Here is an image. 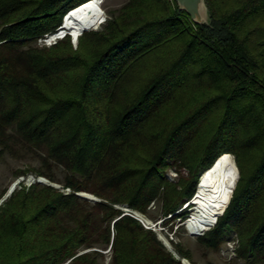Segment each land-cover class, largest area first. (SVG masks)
<instances>
[{
  "label": "trees",
  "instance_id": "trees-1",
  "mask_svg": "<svg viewBox=\"0 0 264 264\" xmlns=\"http://www.w3.org/2000/svg\"><path fill=\"white\" fill-rule=\"evenodd\" d=\"M87 1L0 0V160L36 156L15 175L71 189L15 187L0 204V264H196L117 205L174 235L225 153L239 179L197 240L219 251L234 233L238 260L264 264V0H207L211 25L176 0H127L76 45L38 44Z\"/></svg>",
  "mask_w": 264,
  "mask_h": 264
},
{
  "label": "rangeland",
  "instance_id": "rangeland-1",
  "mask_svg": "<svg viewBox=\"0 0 264 264\" xmlns=\"http://www.w3.org/2000/svg\"><path fill=\"white\" fill-rule=\"evenodd\" d=\"M126 2H127V0H104L102 3L104 17H103V21L101 23H103L105 21L108 13H110L113 10L120 8ZM99 26H97L96 28H98ZM96 28H92V29H96ZM92 29H89L87 31H90ZM70 34H72V33H70ZM38 44L44 45V44H46V42L41 41V39H40L38 41ZM232 156L234 158V155H232ZM234 160H235V158H234ZM39 165H40L39 159L36 156H33L31 154H29L25 157L17 158V157L12 156L9 153H6L5 156L0 160V192L4 189H8V191H9V189L14 184H16V182L18 180H23L22 182L26 184L28 182L27 179L30 178L31 176L39 177V176H36L33 172H29L27 175H19V176L15 175V173L18 169H25L28 167H38ZM55 172H56V177L58 179L62 180L64 178L65 172L62 169V167H60V166L56 167ZM167 175L171 181L177 180V172L175 169H170L168 171ZM40 177H42V176H40ZM43 178H46V177H43ZM200 178H201V176H200ZM238 179H239V176H238ZM46 181L48 182V183H45L47 185L53 184V186L60 188L63 191H65V189H66V188H62V185L60 183L51 182L47 178H46ZM20 184L21 183H19L16 187H20ZM196 191H197V189H196ZM232 194H233V192H232ZM195 196L196 195H194V197L191 199L192 201L190 200V204H189L190 206L188 205V207L187 206L185 207V204H186L185 203L179 209L180 212H184L187 210L190 214L187 216L186 220L183 222L184 229L183 230L178 229V231L174 235H173V233H170L167 229H164V227L161 226V220L154 221L150 217H146L144 215L143 216L148 221H150L154 224L153 229H155L158 232L159 236L160 235L163 236L164 240L166 242H168V244L170 245V247L172 248L173 251H174V247L172 246L168 237L171 239H174V241L176 243L181 242L185 246V248L189 249L192 253L193 260L196 264H228L232 260H236L237 264H244L240 259L238 260L237 250H236L237 245H238V238L236 237V235L234 233L231 234L229 240L226 241L222 245V247L220 248L219 251H214L212 249H208L204 245H202L201 243L198 242L197 238L200 235H203L205 231L210 229L214 225L215 221L210 227H208L206 230H203L201 233L193 234V232L190 231V229L188 227V221H189L190 216L193 214V212L195 210L194 209L195 208V206H194ZM230 198H231V196H230ZM230 198H229L228 202L226 201L225 205L223 206V208H222L223 211L227 207V205L230 201ZM124 206H125V204L117 205V207H119L120 209H123ZM222 210L220 211L219 216H220L221 212H223ZM150 211H151L152 215H157L159 213L158 208H156V206H154ZM219 216H217V218ZM176 228H177V226L175 227L174 230H176ZM162 229H164V230H162ZM108 261H109V258H108ZM185 262H186V260H185ZM189 263H191V262L189 261ZM189 263H187V264H189Z\"/></svg>",
  "mask_w": 264,
  "mask_h": 264
},
{
  "label": "bare ground",
  "instance_id": "bare-ground-1",
  "mask_svg": "<svg viewBox=\"0 0 264 264\" xmlns=\"http://www.w3.org/2000/svg\"><path fill=\"white\" fill-rule=\"evenodd\" d=\"M102 2L103 0H89L73 11L66 20L67 34L77 35L84 29L99 26L104 17ZM53 38L61 36L57 37L55 34ZM238 176L239 169L230 153L221 155L213 165L204 170L197 185L195 210L188 221L193 234L201 233L214 223ZM186 262L189 263L187 260Z\"/></svg>",
  "mask_w": 264,
  "mask_h": 264
},
{
  "label": "water",
  "instance_id": "water-1",
  "mask_svg": "<svg viewBox=\"0 0 264 264\" xmlns=\"http://www.w3.org/2000/svg\"><path fill=\"white\" fill-rule=\"evenodd\" d=\"M178 3V6L181 10H185L192 18L193 22L201 24V25H211L212 19H211V14H210V10L207 4V0H176ZM82 5H80L79 7L75 8L73 11L77 10L78 8H80ZM71 11L70 13L66 14L63 18V22L60 26V28L58 29V31L56 32V36H61L64 37L67 34L66 31V20L67 18L70 16V14L73 12ZM103 21V18L101 20V22ZM63 28V29H61ZM89 29H84L82 30L79 34L77 35H73L70 34L72 36V43L74 45H76L77 40L79 35H81L83 32L87 31ZM46 179V178H45ZM40 182L46 183L45 180H40ZM53 185V184H52ZM14 190V185L9 189V191L6 193V195L0 200V204L12 193V191ZM78 195L93 200V201H97L99 200L96 196H94L93 194L87 193V192H80L77 193ZM196 195V193H195ZM194 200V199H193ZM195 201V200H194ZM225 210V209H224ZM138 213V219L143 222V224L147 225H154L152 222L148 221L141 213ZM223 213V212H222ZM221 213V214H222ZM220 214V215H221ZM217 222V219L215 220V223ZM214 223V224H215ZM160 239L163 241V243L171 250L172 248L170 247V245L168 244V242H166L163 238V236H159ZM176 254V253H175ZM185 260L187 259H183L182 262L183 264H187L185 262ZM188 261V260H187ZM191 264V263H190Z\"/></svg>",
  "mask_w": 264,
  "mask_h": 264
},
{
  "label": "built area",
  "instance_id": "built-area-1",
  "mask_svg": "<svg viewBox=\"0 0 264 264\" xmlns=\"http://www.w3.org/2000/svg\"><path fill=\"white\" fill-rule=\"evenodd\" d=\"M41 41L46 42V44H51V43L55 42L56 39H52L50 36L47 35L46 37L42 38ZM27 180H28V182H27L26 184H27L28 186H29L30 184H32L33 182H36V181H38V182H40V180H45V181H46L45 178L40 177V176H39V177H33V176H31V177L28 178ZM22 181H23V180H18V181L16 182V184H14V189H15V187H16L19 183H22ZM41 183H43V182H41ZM46 183H48V182L46 181ZM44 184H45V183H44ZM65 191H66V192H70L71 189H70V188H66ZM122 210H123V214H129V215H131V216L138 217V213H137L135 210H133V209L127 207V205H125V206L123 207ZM147 226H148V227H153V225H147Z\"/></svg>",
  "mask_w": 264,
  "mask_h": 264
},
{
  "label": "clouds",
  "instance_id": "clouds-1",
  "mask_svg": "<svg viewBox=\"0 0 264 264\" xmlns=\"http://www.w3.org/2000/svg\"><path fill=\"white\" fill-rule=\"evenodd\" d=\"M84 4V3H83ZM82 5V4H81ZM80 6V5H79ZM79 6H77V7H79ZM77 7H75V8H77ZM75 8H73V9H71V10H69L66 14H68V13H70L71 11H73ZM65 14V15H66ZM56 33H53V34H50V35H48V36H50L52 39H56V38H53L54 37V35H55ZM58 37V36H57ZM62 38V37H61ZM192 201V200H191ZM190 204V201L189 202H187L186 204H185V207H186V205H187V207H188V205ZM190 206V205H189ZM137 212V211H136ZM136 218H138V217H136ZM143 223V222H142ZM145 225V224H144ZM146 226V225H145ZM148 227V226H147ZM183 260V259H182Z\"/></svg>",
  "mask_w": 264,
  "mask_h": 264
}]
</instances>
